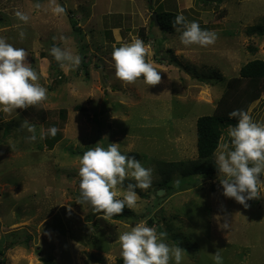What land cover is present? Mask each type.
<instances>
[{"label":"rangeland","instance_id":"obj_1","mask_svg":"<svg viewBox=\"0 0 264 264\" xmlns=\"http://www.w3.org/2000/svg\"><path fill=\"white\" fill-rule=\"evenodd\" d=\"M56 3L64 14L54 15L50 0H0V37L25 49L47 89L41 104L0 113V264H119L118 235L139 220L154 222L166 243L184 249L183 264H214L218 250L223 264H264V185L247 208L225 197L214 156L200 159L197 147L198 120L215 113L228 82L245 66L264 61V35L250 33L264 31V0ZM16 11L28 14L29 23L18 21ZM162 12L182 14L218 39L186 47L180 32L163 33L156 25L153 14ZM134 38L144 41L146 59L161 72L159 85L116 78L113 48ZM54 45L79 55L80 65L62 70L50 55ZM249 111L264 124V94ZM26 120L35 126V142L22 126ZM51 127L58 129L55 137L47 133ZM99 143L121 144L123 153L153 171L152 187L136 190L132 220H104L89 204L77 203L79 158ZM198 168H210L213 177ZM130 182L118 186V198Z\"/></svg>","mask_w":264,"mask_h":264},{"label":"clouds","instance_id":"obj_2","mask_svg":"<svg viewBox=\"0 0 264 264\" xmlns=\"http://www.w3.org/2000/svg\"><path fill=\"white\" fill-rule=\"evenodd\" d=\"M50 4L54 15L65 13V7L56 0H50ZM36 7L41 5L37 3ZM15 17L23 24L30 21V16L21 11H16ZM173 28L180 32V43L186 47H207L218 39L217 33L201 29L197 22H189L182 14L176 16ZM25 36L21 30L20 39H25ZM50 55L62 70L76 68L81 63L79 55L55 45L50 49ZM26 57L24 48L15 47L0 37V113L11 114L17 109L33 108L47 98V89L38 83L40 76ZM146 57L147 46L139 38L114 47L112 62L116 78L125 84L142 79L150 87L159 85L161 72ZM228 117L237 123L228 127V141L221 137L213 153L215 167L223 195L247 208V201L256 199L261 185H264V124L254 121L250 111L241 109L231 111ZM22 126L32 133L29 139L35 142V126L28 124L27 120ZM57 131L56 127H51L47 133L55 137ZM43 138L42 133L40 139ZM79 164L81 201L77 203L89 204L93 213L101 214L104 220L120 216L125 208L134 210L138 200L136 190L146 191L153 184L152 169L123 153L118 143H108L106 147L99 143L88 148L79 158ZM126 179L134 182L127 184L121 199L118 198L121 195L118 186L124 187ZM227 227L228 223H224V228ZM117 241L123 264H183L184 261L185 250L180 246H170L165 242V234L158 233L154 225L148 226L144 220L137 221L129 231L119 234ZM212 257L214 264H223L220 250Z\"/></svg>","mask_w":264,"mask_h":264},{"label":"trees","instance_id":"obj_3","mask_svg":"<svg viewBox=\"0 0 264 264\" xmlns=\"http://www.w3.org/2000/svg\"><path fill=\"white\" fill-rule=\"evenodd\" d=\"M69 20L74 33H79L80 27L78 20L69 14ZM178 14L162 12L157 14L158 26L163 33L173 32V22ZM181 27V26H177ZM182 28V27H181ZM251 34L264 35L262 27H255L250 31ZM256 51V49H254ZM83 67L87 64L83 62ZM244 87V90H243ZM243 90L240 96L238 91ZM236 94V95H235ZM264 94V61L255 60L245 66L241 71V76L231 79L226 88L221 101L215 113L212 116H204L197 122V147L200 159H209L213 156L224 131L229 125L237 123L234 119H229L228 114L236 109L249 111L250 106L262 98ZM134 157V156H133ZM135 158V157H134ZM198 171L208 177H213L214 171L210 168H198ZM134 214L130 209L125 208L120 216H114L110 219L115 221L132 220ZM149 225H155L149 222ZM161 233V232H159ZM2 255V253H0ZM103 262V260H98ZM43 264H55L54 262L44 259ZM123 264V260L119 261Z\"/></svg>","mask_w":264,"mask_h":264},{"label":"water","instance_id":"obj_4","mask_svg":"<svg viewBox=\"0 0 264 264\" xmlns=\"http://www.w3.org/2000/svg\"><path fill=\"white\" fill-rule=\"evenodd\" d=\"M153 19H154L156 25H158L157 14H153ZM164 194H165V190H160V191H158V194L157 195L160 197V196H162Z\"/></svg>","mask_w":264,"mask_h":264}]
</instances>
